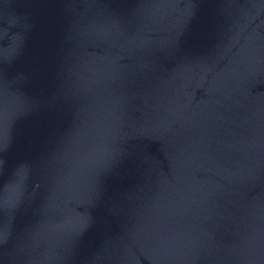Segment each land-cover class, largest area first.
<instances>
[{
    "label": "water",
    "instance_id": "1",
    "mask_svg": "<svg viewBox=\"0 0 264 264\" xmlns=\"http://www.w3.org/2000/svg\"><path fill=\"white\" fill-rule=\"evenodd\" d=\"M0 264H264V0H0Z\"/></svg>",
    "mask_w": 264,
    "mask_h": 264
}]
</instances>
